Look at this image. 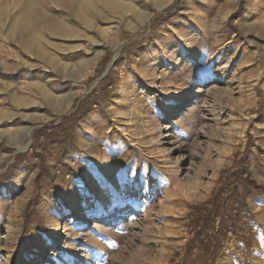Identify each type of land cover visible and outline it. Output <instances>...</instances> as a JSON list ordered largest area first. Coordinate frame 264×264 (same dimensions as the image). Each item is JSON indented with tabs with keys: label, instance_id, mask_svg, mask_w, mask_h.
<instances>
[{
	"label": "rangeland",
	"instance_id": "1",
	"mask_svg": "<svg viewBox=\"0 0 264 264\" xmlns=\"http://www.w3.org/2000/svg\"><path fill=\"white\" fill-rule=\"evenodd\" d=\"M88 1L0 0V55L77 92L0 127V264H264V0Z\"/></svg>",
	"mask_w": 264,
	"mask_h": 264
},
{
	"label": "crops",
	"instance_id": "2",
	"mask_svg": "<svg viewBox=\"0 0 264 264\" xmlns=\"http://www.w3.org/2000/svg\"><path fill=\"white\" fill-rule=\"evenodd\" d=\"M35 53L41 61L52 59L39 50ZM0 56V127L23 123L24 130L17 131V139L22 141L25 138L22 134L30 128L34 129L39 119L37 116L26 118L25 115L47 108L57 113L59 111L49 105L47 98L53 96L55 101L60 102L67 94H59L63 89L62 79L42 81L43 78L39 77V73L32 71L27 60L17 59V52L8 51ZM58 66L61 70V66Z\"/></svg>",
	"mask_w": 264,
	"mask_h": 264
},
{
	"label": "bare ground",
	"instance_id": "3",
	"mask_svg": "<svg viewBox=\"0 0 264 264\" xmlns=\"http://www.w3.org/2000/svg\"><path fill=\"white\" fill-rule=\"evenodd\" d=\"M112 4V2L110 1V0H108V1H105L104 2V5L105 6H109V5H111ZM29 7L30 8H28L25 12H24V16H25V18L26 19H29V20H31V19H33V16H34V11H36L37 12V9H36V5H35V3H34V0H30V2H29ZM90 3H89V1L88 0H83V8L84 9H87V8H89L90 6ZM35 9V10H34ZM28 21V20H27ZM126 24H128V22L126 23ZM130 24V23H129ZM128 24V25H129ZM130 26H131V24H130ZM128 27V26H127ZM60 30V32L61 31H67L68 29L67 28H65V29H59ZM70 30V29H69ZM105 34L107 33V31H105L104 32ZM70 34H72V33H70ZM102 53H103V51H100V53L98 54V56H97V58L96 59H92V60H90V61H87V62H85V64H84V66H82L83 68H81L79 71H77V73H76V77L75 78H73V83L74 84H77L76 82H77V80H79V79H81V78H84L90 71H91V68H92V65L95 63V61L97 60V59H99V57L102 55ZM75 79V80H74ZM76 93L77 92H74L71 96H70V98H68L63 104H57L56 105V109L58 110V111H62V110H67L70 106H71V103H72V101H73V98L75 97V95H76ZM32 131H33V128H30L29 130H27L26 132H24L23 134H22V136L23 137H27V136H29V137H31L32 136ZM10 137H11V139L10 140H12V144H13V146L15 147V149L16 150H18V151H24L28 146H29V144H27L26 146H22V145H20V143L22 142V141H20V139L18 138L17 139V134H11L10 135ZM30 143V142H29ZM80 208L79 207H74L72 210L73 211H78ZM226 255H227V253H225ZM224 255V254H223ZM225 257V256H224ZM11 263V261H8V259H6L5 260V263L4 264H10ZM32 264V263H31Z\"/></svg>",
	"mask_w": 264,
	"mask_h": 264
},
{
	"label": "trees",
	"instance_id": "4",
	"mask_svg": "<svg viewBox=\"0 0 264 264\" xmlns=\"http://www.w3.org/2000/svg\"><path fill=\"white\" fill-rule=\"evenodd\" d=\"M247 182H248V180H247Z\"/></svg>",
	"mask_w": 264,
	"mask_h": 264
}]
</instances>
